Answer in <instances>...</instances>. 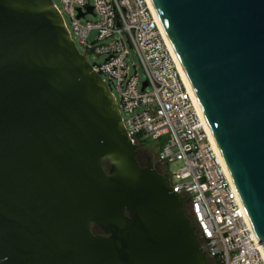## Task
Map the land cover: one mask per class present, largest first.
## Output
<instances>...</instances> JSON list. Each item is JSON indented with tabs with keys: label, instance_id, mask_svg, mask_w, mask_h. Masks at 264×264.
Returning <instances> with one entry per match:
<instances>
[{
	"label": "water",
	"instance_id": "95a60500",
	"mask_svg": "<svg viewBox=\"0 0 264 264\" xmlns=\"http://www.w3.org/2000/svg\"><path fill=\"white\" fill-rule=\"evenodd\" d=\"M152 1L264 243V0ZM137 154L54 0H0V264H210Z\"/></svg>",
	"mask_w": 264,
	"mask_h": 264
},
{
	"label": "built area",
	"instance_id": "2783aa9c",
	"mask_svg": "<svg viewBox=\"0 0 264 264\" xmlns=\"http://www.w3.org/2000/svg\"><path fill=\"white\" fill-rule=\"evenodd\" d=\"M60 1L62 6L55 4L80 52L104 58L91 65L109 84L132 142L156 141L165 173L167 164L182 163L169 174L170 182L188 198V216L209 263L264 264V243L153 1ZM93 31L97 37L89 42Z\"/></svg>",
	"mask_w": 264,
	"mask_h": 264
},
{
	"label": "rangeland",
	"instance_id": "374dc122",
	"mask_svg": "<svg viewBox=\"0 0 264 264\" xmlns=\"http://www.w3.org/2000/svg\"><path fill=\"white\" fill-rule=\"evenodd\" d=\"M54 2L57 3L59 6H62L60 0H54ZM87 19L91 20L92 18L88 17ZM96 37H97V33L95 31L91 32L89 35V38H88L89 42H94ZM79 48H81V50H82V47L80 44H79ZM87 60L89 61L90 64H92L94 62L101 63V62H103L104 58L102 56L96 55L95 53H90V54H87ZM145 144L151 150H157V142L156 141L148 139ZM181 166H182L181 162L169 163V164H167L168 169L166 171L169 172V174H172L174 171H176ZM163 168H164V166H163Z\"/></svg>",
	"mask_w": 264,
	"mask_h": 264
},
{
	"label": "flooded vegetation",
	"instance_id": "af4514ba",
	"mask_svg": "<svg viewBox=\"0 0 264 264\" xmlns=\"http://www.w3.org/2000/svg\"><path fill=\"white\" fill-rule=\"evenodd\" d=\"M137 158L140 162L141 165L146 166L149 161H153L155 168L160 172V173H165L161 167L160 164L157 160V150H151L149 147L146 145L138 146V154ZM185 212L188 215V205H185ZM193 223V222H192ZM98 232H101L100 229ZM97 232V233H98Z\"/></svg>",
	"mask_w": 264,
	"mask_h": 264
},
{
	"label": "bare ground",
	"instance_id": "6f19581e",
	"mask_svg": "<svg viewBox=\"0 0 264 264\" xmlns=\"http://www.w3.org/2000/svg\"><path fill=\"white\" fill-rule=\"evenodd\" d=\"M155 10H156V9H155ZM165 33H166V35H167V38H168V40H169V42H170V45H171V47H172V49H173L175 55L177 56V59H178V61H179V64H180V66H181V69H182L183 73L185 74V76H186L187 79L189 80V78H188V76H187V74H186V72H185V69H184V67H183V65H182V63H181V61H180V59L178 58V55H177V53H176V51H175V49H174V46H173V44H172V42H171V40H170V38H169V36H168V34H167L166 29H165ZM189 82H190V80H189ZM194 92H195V91H194ZM197 99H198V98H197ZM198 103H199L200 109H201V111H202V113H203V117H204L205 121L207 122V125H208V128H209V131H210V134H211V138H212V140H213V142H214V144H215V147H216L217 151L219 152V154L221 155V157L223 158V160H224V162H225V165L227 166V169L229 170V173L231 174L230 169H229V167H228V165H227V163H226V160H225V158H224V156H223V154H222V152H221V149H220V147H219V145H218V143H217V141H216V139H215V136H214V134H213V132H212V130H211V128H210V125H209V123H208V121H207V119H206V117H205V115H204V112H203V110H202V107H201V105H200L199 100H198ZM231 175H232V174H231Z\"/></svg>",
	"mask_w": 264,
	"mask_h": 264
},
{
	"label": "trees",
	"instance_id": "16d2710c",
	"mask_svg": "<svg viewBox=\"0 0 264 264\" xmlns=\"http://www.w3.org/2000/svg\"><path fill=\"white\" fill-rule=\"evenodd\" d=\"M104 166H105L106 170L109 171L110 168H111V161L108 160V159L105 160V161H104ZM93 228H94V231H95V232H98V231H99V228H97L96 226H93ZM210 264H221V263H220V262H216V263L211 262Z\"/></svg>",
	"mask_w": 264,
	"mask_h": 264
}]
</instances>
